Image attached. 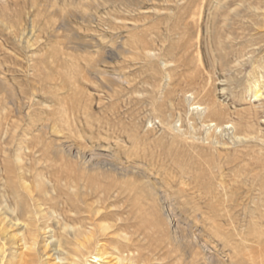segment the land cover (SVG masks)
Listing matches in <instances>:
<instances>
[{"label": "rangeland", "instance_id": "1", "mask_svg": "<svg viewBox=\"0 0 264 264\" xmlns=\"http://www.w3.org/2000/svg\"><path fill=\"white\" fill-rule=\"evenodd\" d=\"M261 1L0 0V181L20 186L16 150L29 138L32 190L35 170L54 181L62 173L84 181L90 202L103 185L116 192L124 213L133 201L123 175L149 183L157 206L145 194L137 208L149 240L178 241L161 252L164 264L259 260L264 104L249 84L262 72ZM143 46L159 58L137 54Z\"/></svg>", "mask_w": 264, "mask_h": 264}, {"label": "bare ground", "instance_id": "2", "mask_svg": "<svg viewBox=\"0 0 264 264\" xmlns=\"http://www.w3.org/2000/svg\"><path fill=\"white\" fill-rule=\"evenodd\" d=\"M131 1L132 0H126V2L129 4H131ZM113 3L114 2H112V4ZM122 4L125 5L126 3L122 2ZM113 7L115 8V6ZM258 11V15L261 17V19L255 23L257 25L256 27L258 28L257 33L262 38L261 43H264V0L261 1V5L260 7H258ZM132 31H134V29ZM124 44L126 43H123L122 46H124ZM121 49L118 50L120 51ZM135 50H137L135 51L137 54L143 56L146 60L159 58V56H157V54L150 49ZM259 51L260 54L261 52L264 53V44L260 46ZM254 52L256 51H250V53ZM132 59L134 60V58ZM160 60L161 66H163L166 69V72H168V65L170 61H166L163 59ZM259 66L262 69L261 76L257 79L254 78L255 81H253V83L250 82L252 80L250 78L251 80H249V90L251 91V93L252 90H254V94L252 93L253 96L256 99L261 100L262 104H264V57H261ZM123 67L124 66H122L121 69H123ZM102 73L105 74V70L102 71ZM117 76H119V78H125V76L120 73ZM0 87L2 88V86ZM232 123L233 124H230V122L227 123L225 127H231L235 129L237 124L235 125L234 122ZM208 125L210 127L219 128L222 127L223 124H218L211 120L210 124ZM28 140L29 138L24 139V142L21 143L22 145H19L18 150H16V163H18L19 169L22 172V175L20 174V186H17V184L9 185L5 181H0V264H164V260L166 257H163V255H161V252H164V248H167V246L169 244H172L173 242L175 243L176 247L178 241L177 238L172 237L171 240L170 238L165 239V242L163 243H160L159 241L156 242L153 239L149 240L150 230L143 224L145 221H147L146 216L148 213H143L145 215L141 216L140 211H137V208H140V200L142 196H146L145 194H148L147 196H149L154 202L153 205L157 206V193L149 183H142V187L140 188V185L138 186V184L135 183L133 177L129 178L130 175L128 173L123 175L125 178H127L122 184L120 182L123 188L122 194L124 193V195H127V198L133 201V203L131 202V204L127 203L129 205L124 207V213L119 211V209L117 210L116 202H112L115 197L114 193L116 192H111L109 188L107 192H103V190L106 189L103 188L104 185H101V190H97L99 192L97 201L93 202L91 200L92 202H90V199L88 200L85 197L86 184L84 183V181L83 183H78L72 178L67 179L65 177L66 175L63 176L62 173V176L57 175L58 179L54 181L52 179L53 177L46 178L41 171L35 170V174L33 173L35 177L33 178H35L36 186L34 190H32V187H29L28 184H26L27 181L25 180V177L27 171L29 172V170L25 169L26 161L22 155L23 150L27 147L25 146V143H27ZM28 150L30 151V148H27V150L25 151ZM65 153L66 152L63 149H58L56 151V156L60 159ZM38 155L39 150H33V156L35 158L34 161H36V164L40 162ZM34 165L35 164H33V166ZM83 168L85 169V167ZM65 170L66 169H64L63 171ZM57 173L59 172L57 171L56 174ZM118 179L120 180V178ZM115 182L117 183L118 181ZM11 195L13 196V198H11ZM132 211L133 213L137 211V214H134V217L129 215ZM154 228L156 227H153V229ZM172 240L174 241L171 242ZM256 259L258 258L256 257ZM253 264H264V253H262L260 255V259L254 261Z\"/></svg>", "mask_w": 264, "mask_h": 264}]
</instances>
